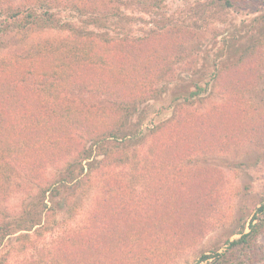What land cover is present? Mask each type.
<instances>
[{
    "label": "rangeland",
    "instance_id": "1",
    "mask_svg": "<svg viewBox=\"0 0 264 264\" xmlns=\"http://www.w3.org/2000/svg\"><path fill=\"white\" fill-rule=\"evenodd\" d=\"M33 1L0 0V6L23 9ZM229 1L43 0L64 9L57 13L62 21L69 18L63 12L78 6L102 22L32 23L0 32V70L38 57L37 70L51 63L86 78L47 87L48 98L37 106L47 131L28 137L37 141L34 151L43 143L48 159L12 167L0 160V224L28 206L40 219L28 231L10 227L0 242V264L37 260L45 246L85 227L97 206L115 199L128 213L120 228L149 235L137 238L128 261L195 264L218 252L224 261L214 264H264V210L258 211L264 204V0ZM30 77L19 83L30 85ZM68 109L80 119L106 116L108 129L131 134L100 135L90 154L93 134L66 122L62 110ZM65 175L74 178L63 182ZM170 198L173 208L164 207L161 220L141 232L139 216L148 204ZM252 220L256 236L229 245ZM25 232L30 238L23 242L18 236Z\"/></svg>",
    "mask_w": 264,
    "mask_h": 264
},
{
    "label": "trees",
    "instance_id": "2",
    "mask_svg": "<svg viewBox=\"0 0 264 264\" xmlns=\"http://www.w3.org/2000/svg\"><path fill=\"white\" fill-rule=\"evenodd\" d=\"M219 1H221L223 6H230L229 0ZM62 10L64 11L60 7L52 8L49 5L47 6L43 0H34L33 3L25 6L23 9L11 6H0V32H5V30L10 31L13 28L28 27L32 23L37 25L48 24L53 27L66 26L67 28H76L82 23L92 22L91 24L100 25L99 22H102L99 16L78 6H72L69 13L67 11L63 12L64 16H68L69 18L62 21L57 16V13ZM96 55L101 56L104 54L97 51ZM38 59L40 58L34 57L31 59L34 60L33 62L28 61V63L26 62L24 64L8 63L9 66L7 68L4 67L0 70V160H5L10 167L19 164L23 165L26 162L30 163L32 161L34 164L38 163L37 161H40L39 159L42 156L48 159L49 155L46 154L43 143L39 145L38 151L36 148L34 151L33 145L37 141H32L28 137L32 133L34 136H42L47 131V127L46 129L43 127L47 125L39 121L41 116L39 117L38 115L37 106L42 100L48 98L50 90H47V87L55 91L58 87L63 86V81L71 83L79 78V73L76 69L69 68L63 71V69L59 70L57 66L51 63L37 70L40 66L37 64ZM81 60L86 59L82 58ZM76 64L82 65V62L79 60ZM64 72L67 74L65 75ZM28 76L33 78L31 84H27L26 86L21 85L19 81L24 80ZM80 77L86 80L85 77ZM6 83L8 87H6ZM133 108L134 106H131L127 110H124L128 114H131ZM62 112H64L62 116L65 117L66 122L79 123L80 125L78 127H81L83 133L90 132V134H93L94 138H91L92 145L88 147V153L90 154L92 152V146L96 145L99 141L98 138L100 135L103 136V139L101 138L100 140H104L110 136L117 139L118 137L121 138L127 134H131L130 131L129 133L123 132V135L120 136L116 130L114 132L112 129H108V126L104 125L106 116L100 117L95 114V116L82 117L80 119L75 111L72 113L68 109V113L66 110H62ZM101 114H103L102 111ZM45 120L47 121V118ZM139 125L141 123H138ZM139 131V127H134L132 133L136 135V132ZM14 146L20 149L18 153L13 152ZM88 155L84 157L88 158ZM73 178V176L65 175L62 180L63 182H67L73 180ZM112 188L115 189L114 187ZM122 194L123 192L121 191L119 194L121 200L124 197ZM136 196L137 194L134 197ZM115 201L116 199L102 202L101 205L97 206L96 211L85 227L66 233L60 239L54 240L55 242L53 241L50 245L45 246L47 248L37 260L31 259L23 264H144L143 262L128 261V256L126 257L125 253L135 251L134 246L138 243V239L142 241L149 240V235L147 236L143 235L144 233L137 232L140 230V227H137L134 231H125L120 228V223L123 220L126 221L128 213L125 212L126 207L124 211H121L120 207L123 204L117 206L115 205ZM164 207H168L167 209L173 208L171 198L163 204L158 202L149 203L148 208H144L145 210L139 216L143 222L141 229L143 230L144 227L154 226L158 220V216L161 220L160 216L162 215ZM106 209H110V216L113 217L111 221H107L106 213L108 211ZM263 210L264 204L258 208L259 212ZM154 217L156 218L153 219ZM39 222L40 219L34 216L31 211V206H28L17 218L0 224V242L6 234L10 233V227H14L12 230L16 228L15 230L28 231L35 224H39ZM256 226L257 223H253L252 220L248 225L249 230L247 232L240 231V236L229 241V245L237 246L240 243L248 242V239L254 238L258 232ZM141 232L145 231L143 230ZM18 237L23 242L30 238L26 232L19 234ZM129 256L131 257L132 255ZM211 257H215V259L208 261ZM202 261L208 262L207 264H214L216 261L221 263L224 259L221 253L215 252L212 255L202 254L195 264H200Z\"/></svg>",
    "mask_w": 264,
    "mask_h": 264
}]
</instances>
